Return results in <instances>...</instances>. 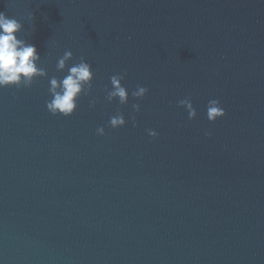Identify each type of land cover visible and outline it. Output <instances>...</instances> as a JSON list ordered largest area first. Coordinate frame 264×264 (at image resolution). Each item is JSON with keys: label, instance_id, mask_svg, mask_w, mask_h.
Returning a JSON list of instances; mask_svg holds the SVG:
<instances>
[{"label": "water", "instance_id": "water-1", "mask_svg": "<svg viewBox=\"0 0 264 264\" xmlns=\"http://www.w3.org/2000/svg\"><path fill=\"white\" fill-rule=\"evenodd\" d=\"M0 11L47 71L0 88V264H264V0H0ZM65 50L94 73L67 117L45 104ZM116 73L124 105L105 99ZM209 99L225 109L214 122ZM117 111L126 124L111 128Z\"/></svg>", "mask_w": 264, "mask_h": 264}, {"label": "clouds", "instance_id": "clouds-1", "mask_svg": "<svg viewBox=\"0 0 264 264\" xmlns=\"http://www.w3.org/2000/svg\"><path fill=\"white\" fill-rule=\"evenodd\" d=\"M29 20L33 19L29 14ZM22 29V24L15 18L9 17L5 12L0 11V88L15 86L17 88L31 87L37 77H46L47 71L39 66L41 56L37 51L36 45L23 38H18L17 33ZM54 43V42H53ZM73 59L71 50H65L62 56L57 58L56 71L66 74L58 78L53 75L48 77V92L50 99L45 101L46 109L53 115L70 116L77 108V100L81 95L88 96L93 88L92 81L94 73L90 63L86 62L83 56L79 57L78 62L69 65ZM125 73H116L109 77L111 87L106 86L105 99L108 102L114 99L120 105L128 102L129 91L123 86L122 81ZM148 92L147 87L137 85L131 91L134 98H143ZM97 103V98L93 97L89 101L90 106ZM178 105L185 107L188 119L196 116L190 98L178 101ZM133 112L140 111L138 103L132 104ZM225 115V109L221 106L218 99H209L206 105V118L209 122H214L217 118ZM130 118L135 126V116L130 114ZM126 124L124 115L117 111L115 115L109 117L108 125L111 128L122 127ZM98 135H104L103 126L96 128ZM149 137H156L158 133L154 129H147ZM205 136H210L211 132L206 131Z\"/></svg>", "mask_w": 264, "mask_h": 264}]
</instances>
